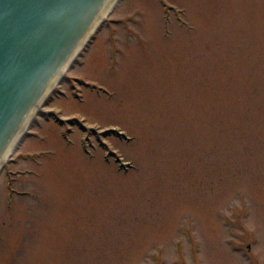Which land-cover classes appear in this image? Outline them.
Instances as JSON below:
<instances>
[{"label":"rangeland","instance_id":"rangeland-1","mask_svg":"<svg viewBox=\"0 0 264 264\" xmlns=\"http://www.w3.org/2000/svg\"><path fill=\"white\" fill-rule=\"evenodd\" d=\"M104 21L0 170V264H264V0Z\"/></svg>","mask_w":264,"mask_h":264},{"label":"water","instance_id":"water-1","mask_svg":"<svg viewBox=\"0 0 264 264\" xmlns=\"http://www.w3.org/2000/svg\"><path fill=\"white\" fill-rule=\"evenodd\" d=\"M104 0H0V158Z\"/></svg>","mask_w":264,"mask_h":264},{"label":"bare ground","instance_id":"bare-ground-1","mask_svg":"<svg viewBox=\"0 0 264 264\" xmlns=\"http://www.w3.org/2000/svg\"><path fill=\"white\" fill-rule=\"evenodd\" d=\"M116 0H104L101 8L98 11L97 17L95 21L93 22L90 29L87 31V33L83 36V38L80 40V43H78L77 48L72 52L69 59L61 66V68L53 75L52 79L50 80L48 86L44 90V92L40 95V97L36 100V102L31 106L28 115L24 121V124L17 135L14 136V138L11 140V142L7 145V147L4 149L3 154L0 158V169L3 167L4 163L7 161L9 156L12 154V151L17 144L18 140L24 133V131L27 128V125L29 121L33 118L34 114L36 113L37 109L44 103L48 95L51 93L52 89L59 83L60 79L63 77V75L66 73L70 62L73 60L75 55L81 50V48L86 43L87 39L91 37V35L94 33L96 27L102 22L106 16L109 14V12L112 10L113 6L115 5Z\"/></svg>","mask_w":264,"mask_h":264}]
</instances>
